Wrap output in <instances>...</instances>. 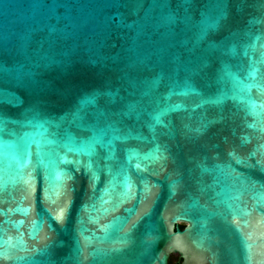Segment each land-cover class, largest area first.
Segmentation results:
<instances>
[{
    "label": "water",
    "instance_id": "1",
    "mask_svg": "<svg viewBox=\"0 0 264 264\" xmlns=\"http://www.w3.org/2000/svg\"><path fill=\"white\" fill-rule=\"evenodd\" d=\"M262 221L264 0H0V264H264Z\"/></svg>",
    "mask_w": 264,
    "mask_h": 264
},
{
    "label": "flooded vegetation",
    "instance_id": "2",
    "mask_svg": "<svg viewBox=\"0 0 264 264\" xmlns=\"http://www.w3.org/2000/svg\"><path fill=\"white\" fill-rule=\"evenodd\" d=\"M182 262H183V259L180 257L179 254H175L174 256H171L169 260V264H181Z\"/></svg>",
    "mask_w": 264,
    "mask_h": 264
},
{
    "label": "snow or ice",
    "instance_id": "3",
    "mask_svg": "<svg viewBox=\"0 0 264 264\" xmlns=\"http://www.w3.org/2000/svg\"><path fill=\"white\" fill-rule=\"evenodd\" d=\"M62 217H63V210H61V214L60 216L57 217V219H62ZM262 223H264V221H262ZM261 238L264 239V235H262Z\"/></svg>",
    "mask_w": 264,
    "mask_h": 264
},
{
    "label": "rangeland",
    "instance_id": "4",
    "mask_svg": "<svg viewBox=\"0 0 264 264\" xmlns=\"http://www.w3.org/2000/svg\"><path fill=\"white\" fill-rule=\"evenodd\" d=\"M182 225H184V224H182ZM175 254H172L171 256H174Z\"/></svg>",
    "mask_w": 264,
    "mask_h": 264
},
{
    "label": "trees",
    "instance_id": "5",
    "mask_svg": "<svg viewBox=\"0 0 264 264\" xmlns=\"http://www.w3.org/2000/svg\"><path fill=\"white\" fill-rule=\"evenodd\" d=\"M181 227H183V225L181 224Z\"/></svg>",
    "mask_w": 264,
    "mask_h": 264
}]
</instances>
